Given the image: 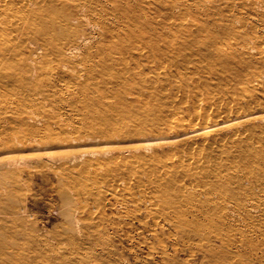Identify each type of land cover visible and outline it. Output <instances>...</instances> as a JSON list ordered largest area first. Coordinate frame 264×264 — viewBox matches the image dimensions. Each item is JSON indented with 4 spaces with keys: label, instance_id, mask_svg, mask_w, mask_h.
<instances>
[{
    "label": "rangeland",
    "instance_id": "1",
    "mask_svg": "<svg viewBox=\"0 0 264 264\" xmlns=\"http://www.w3.org/2000/svg\"><path fill=\"white\" fill-rule=\"evenodd\" d=\"M115 1H128L156 38V71L144 68L156 104L128 78L134 90L108 84L101 103L63 87L23 115L19 96L0 89L16 121L8 138H34L37 149L8 152L0 141V164L20 169L0 185L11 191L0 198V264H264V0ZM126 11L104 21L115 34ZM85 28L95 43L124 37ZM226 111L239 116L234 124L181 135ZM134 137L150 141L141 159L102 144Z\"/></svg>",
    "mask_w": 264,
    "mask_h": 264
},
{
    "label": "bare ground",
    "instance_id": "2",
    "mask_svg": "<svg viewBox=\"0 0 264 264\" xmlns=\"http://www.w3.org/2000/svg\"><path fill=\"white\" fill-rule=\"evenodd\" d=\"M126 2L128 1L0 0V89H8V92L11 91V93H16L19 96V103L25 107L21 109L23 115L27 114L25 109L42 105L50 98V94L53 95L58 90L63 91V87L68 93L82 95V101L89 97L90 101L101 103L105 95L104 87L108 84L116 85L119 82L124 84L126 88L128 86L131 90H134L137 86L135 89L137 91L134 92L135 96H139V94L149 96L152 98V103L155 101L156 104V86H154L156 80L146 76L144 68H152L155 73L156 51L159 52L160 50L156 49V38L146 35L145 28H147L148 23L131 11H126L124 9L127 5ZM111 11L114 13L126 11L123 15L121 14V18L128 26L123 27V29L120 28L118 34H115L104 22L108 19V16H112L114 19V16L109 13ZM263 17L262 14V19ZM85 27H88V31H98L96 34L99 37L103 32L111 38L119 35H124V37L109 43H104L103 38H99L101 42L95 43L92 34L89 37L84 33ZM141 27L144 30H141ZM136 34L138 38L133 40L132 37L134 38ZM255 37L257 38V35ZM91 48H96L95 55L91 54ZM166 49L167 52L172 53L174 51L173 43L168 42ZM115 66H117L116 70H114ZM98 76L101 77L100 79L105 78L101 91H96L100 82H94V79ZM128 78L136 80V86L131 85L127 81ZM148 81L150 83L147 84ZM38 82H41L42 85L37 84ZM111 90V87L106 89L107 93H111ZM116 92L120 100L125 102V95H121L120 90ZM240 99L242 98L240 97ZM132 101H136V98H133ZM106 106L109 107V105ZM152 107L155 109L156 105L141 106V109L148 113L152 110ZM92 109L95 110V108ZM12 110L11 105L0 107V115H2L0 117V128L7 131V139L5 136H1L3 132H0V141L5 143L8 152L21 151L32 154L37 150L31 146L34 138L22 136V138L15 141L17 145H13L10 138H8L14 131V128H9V125L15 119L11 117L14 115ZM15 115H17L16 112ZM237 117H239L237 114L232 116L229 111H226L221 123L214 121L211 125H208L205 121L206 124L200 123L202 127L196 130L192 129L181 135L184 138L196 137V134L204 135L218 130L222 127V124L223 126L234 124L235 120L238 119ZM174 120V117L169 118L167 115L165 119L167 122L166 127L173 126ZM160 121L161 119L156 118V128L160 125ZM14 122L16 124L15 120ZM48 138L52 139L51 136H48ZM63 142L68 146L76 147L73 145L75 143L74 139H64ZM112 143L118 144L116 146L118 151L120 149H133L135 151L134 149H136L140 152L148 149V145H150L149 139L141 137L127 138L125 141H105L102 144L105 146L107 144L112 145ZM33 156L38 157L37 155ZM138 156L141 159L144 154L140 152ZM19 170L14 162L5 165L0 164V185L8 175H15ZM7 185L10 189L13 188L11 183ZM10 192V190L4 188L3 192L0 193V198H11L8 195Z\"/></svg>",
    "mask_w": 264,
    "mask_h": 264
}]
</instances>
